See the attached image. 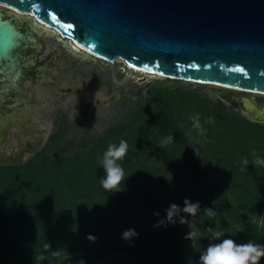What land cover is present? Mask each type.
<instances>
[{"label":"trees","instance_id":"obj_1","mask_svg":"<svg viewBox=\"0 0 264 264\" xmlns=\"http://www.w3.org/2000/svg\"><path fill=\"white\" fill-rule=\"evenodd\" d=\"M122 107L96 140L71 148L63 121L24 163L0 166V264H197L210 243L264 244V166L252 164L253 150L264 159V124L200 86L156 82ZM197 113L205 136L192 127ZM208 117L215 122L205 123ZM170 135L173 143H164ZM121 140L129 145L121 161L128 177L123 191L106 192L99 161ZM185 199L201 207L197 242L184 238L187 225L154 226ZM205 208L220 215L210 218ZM130 228L138 236L126 241L122 234ZM208 228L224 235L212 240Z\"/></svg>","mask_w":264,"mask_h":264},{"label":"water","instance_id":"obj_2","mask_svg":"<svg viewBox=\"0 0 264 264\" xmlns=\"http://www.w3.org/2000/svg\"><path fill=\"white\" fill-rule=\"evenodd\" d=\"M0 5L31 14L106 62L264 94V0H0ZM21 39L14 21L0 15V66H17L12 52ZM8 81L4 89L13 83ZM220 96L239 105L249 121L264 123V104L242 94ZM23 159V153H0V166L21 165Z\"/></svg>","mask_w":264,"mask_h":264},{"label":"rangeland","instance_id":"obj_3","mask_svg":"<svg viewBox=\"0 0 264 264\" xmlns=\"http://www.w3.org/2000/svg\"><path fill=\"white\" fill-rule=\"evenodd\" d=\"M0 13L2 18L14 21L23 35L12 52L17 66H12L6 74L13 80L12 86L2 90L0 85V118H22L28 112L30 116L25 122H30L33 129L21 132L25 123L10 126L6 141L0 144V150L7 148V153H11V146L13 151H18L22 144L19 138H27L37 153L63 121L67 128L65 142L72 141L71 148L80 140H96L124 113L122 104L127 98L136 100L144 96L156 82L167 86H200L211 99L222 102L246 119L239 105L225 102L220 95L242 94L257 104L264 103L261 94L143 73L120 60L106 62L40 24L31 14H21L3 5ZM115 95L117 100L113 99ZM32 155L26 154L24 162Z\"/></svg>","mask_w":264,"mask_h":264},{"label":"clouds","instance_id":"obj_4","mask_svg":"<svg viewBox=\"0 0 264 264\" xmlns=\"http://www.w3.org/2000/svg\"><path fill=\"white\" fill-rule=\"evenodd\" d=\"M192 122V127L195 129L199 135L205 136L206 129L200 121L199 114H193L190 117ZM214 117H208L205 123H214ZM173 136L170 135L165 138L164 143H173ZM129 145L125 140H121L118 145L109 144L107 150L103 153L102 159L99 163L104 169V178L100 180V184L104 191H114L120 192L124 190V181L128 176L125 175L124 169L121 165V161L129 156ZM254 161L253 165L264 166V159H262L255 150H253ZM244 169L249 164L247 158L242 161ZM166 216L164 219H160L154 225L155 227H167L169 224L179 223L181 225H187L189 231L185 235V239L190 241H198L201 239L200 228L197 227V216L201 213V207L199 202H191L188 199L183 201V207L179 205L171 204L167 209H165ZM190 216L191 219H186L184 215ZM203 214L215 218L220 215L219 212L214 211L213 208L203 209ZM158 216L159 213H154ZM212 240H219L221 236L224 235L223 232L214 231L213 228H208ZM138 233L134 229H128L123 232L122 239L126 241H131L134 237H137ZM90 241H95V237L88 236ZM55 254V253H54ZM264 257V244H258L254 242H248L246 244H237L232 239H224L220 243H210L208 247L200 253L199 260L197 264H259L261 258ZM81 264L83 262L81 261ZM189 264H192L189 261Z\"/></svg>","mask_w":264,"mask_h":264},{"label":"flooded vegetation","instance_id":"obj_5","mask_svg":"<svg viewBox=\"0 0 264 264\" xmlns=\"http://www.w3.org/2000/svg\"><path fill=\"white\" fill-rule=\"evenodd\" d=\"M13 65H11L10 67L12 68ZM7 64H3L2 66H0V71L5 70V69H11ZM8 69V70H9ZM4 71V73L0 74V85H1V89L2 90H8L10 88L4 89V87H6V85H9V78H7L8 76H6L7 71ZM12 86V84H11ZM264 104V103H263ZM263 104H257L258 106H262ZM29 113L26 112L22 118L20 117H14V116H9V117H1L0 118V144L4 143L6 141V130H8V128L12 125H16V124H20L21 123H25V125H22V129L21 132L23 131H29L31 132L32 129V124L30 122L26 123L25 121L28 120L29 118ZM19 142H22L21 147L18 149V151H13V147L11 146V153H7L6 150L7 148H3L0 150V153H3L5 157H15V156H19L20 153L24 154V157L26 154H29V152L32 150V148H34V144H31L27 138H19ZM23 163H24V159H23Z\"/></svg>","mask_w":264,"mask_h":264},{"label":"bare ground","instance_id":"obj_6","mask_svg":"<svg viewBox=\"0 0 264 264\" xmlns=\"http://www.w3.org/2000/svg\"><path fill=\"white\" fill-rule=\"evenodd\" d=\"M22 14V13H21ZM1 15V13H0ZM2 16V15H1ZM51 30V29H50ZM143 73H146L145 71H142ZM224 88H227L229 90H236V91H242L241 89H236V88H231V87H226V86H222ZM244 92H247V91H244ZM250 93H253V92H250ZM254 94H257V93H254ZM261 95H264V94H261Z\"/></svg>","mask_w":264,"mask_h":264}]
</instances>
